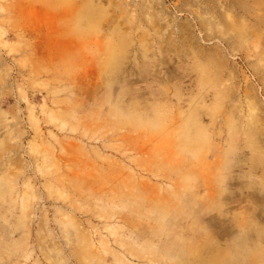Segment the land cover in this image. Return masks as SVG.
<instances>
[{"label": "rangeland", "instance_id": "obj_1", "mask_svg": "<svg viewBox=\"0 0 264 264\" xmlns=\"http://www.w3.org/2000/svg\"><path fill=\"white\" fill-rule=\"evenodd\" d=\"M0 264H264V0H0Z\"/></svg>", "mask_w": 264, "mask_h": 264}, {"label": "bare ground", "instance_id": "obj_2", "mask_svg": "<svg viewBox=\"0 0 264 264\" xmlns=\"http://www.w3.org/2000/svg\"><path fill=\"white\" fill-rule=\"evenodd\" d=\"M108 68V67H107ZM131 115V114H130ZM139 116V115H137ZM136 117V115L134 116ZM123 118V122H126L127 124H130V125H135L136 124V120H131L129 118H126V117H122ZM137 118V117H136ZM139 118V117H138ZM147 122V121H146ZM144 120L142 122V119H141V126L142 127H148V124L146 123ZM149 122V121H148ZM153 126V125H152ZM150 127V126H149ZM186 138H184V136L181 138L180 142H179V146L182 148V150L184 151H187L188 148H189V140H187V142L185 141Z\"/></svg>", "mask_w": 264, "mask_h": 264}]
</instances>
